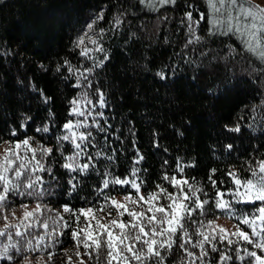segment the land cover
<instances>
[{"label":"trees","instance_id":"obj_1","mask_svg":"<svg viewBox=\"0 0 264 264\" xmlns=\"http://www.w3.org/2000/svg\"><path fill=\"white\" fill-rule=\"evenodd\" d=\"M189 10L193 19H198L199 13L205 15L196 28V35L201 37L199 42H189L192 37L187 22L182 23L184 13ZM98 14L103 19L94 28L97 33L105 29L98 37L105 52L93 51L92 57L103 60L107 56V60L90 75L93 83L87 91L95 103L98 86L108 104L103 111L111 125L109 143L116 149L115 161L109 167L121 178L133 166L139 167L141 177L147 182L141 192L147 196L149 191L156 190V184L174 191L162 176L167 173L180 178L179 173L173 172L179 158L194 165L185 169L184 176L203 190L199 193L201 200L214 198L216 189L208 179L211 169H216L212 174L216 187L225 191V199L230 200L228 189H234L235 185L227 172L250 177L245 171L249 163L255 167L257 160L264 159V62L242 50L236 40L208 34L213 17L207 0H177L174 6L158 4L156 8L141 5L139 0H0V146L29 138L33 148H52L47 166L56 177L53 180L47 173L41 174L53 186L52 195H46L43 200L10 197L5 214L15 209V217L10 215L9 219L18 223L24 211L21 204L35 201L47 205L51 214L60 212L69 220L74 218L63 213L64 205L78 210L98 200L94 188L100 187L99 178L92 174L78 177L80 186L73 192L67 182L70 174L60 167L64 161L56 151V137L62 134V124L75 119L68 115V101L86 91L85 81L80 80L81 86H75L79 73L93 63L79 54L76 41L88 31L87 24ZM117 15L122 23L112 29L110 25ZM88 47L93 46L88 44ZM65 61L74 72L68 71ZM24 117L31 119L24 121ZM23 122L27 123L26 129L20 127ZM44 127L49 131H36ZM237 127L240 130L234 131ZM12 130L17 132L16 136L11 135ZM63 143L65 155L70 154L71 146ZM97 143H103L102 135L97 134ZM95 150L89 146L93 155ZM140 155L143 160L134 165ZM96 159L98 167L107 164L101 158ZM165 160L167 166H163ZM85 161L81 157V162ZM105 191L114 198L124 194L137 196L134 190L120 186L110 185ZM184 191L189 189L185 187ZM161 203H166L163 197ZM261 206L264 202L233 203L237 216L251 214ZM113 210L109 205L97 215L105 216ZM215 217H229L236 226L251 232L230 214L216 209L209 213L208 205L203 217L196 213L193 219L207 223ZM123 219L129 218L125 215ZM4 224L0 216V227ZM194 227L190 226V232ZM36 231L40 233L43 229ZM62 231L59 244L45 251L27 253L28 258L47 261L48 253L52 252L51 264H67L65 253L71 257L76 244L71 229ZM196 239L193 235V242ZM179 242L178 233L172 251L162 253L166 256L165 264H178L184 258ZM218 247V252L209 251L203 264H218L220 252H229L235 245L227 246L225 242ZM241 247L260 254L251 245L242 243ZM190 250L199 255L198 249ZM79 251L89 264H104L103 255L97 261L95 257L90 259L82 246ZM12 254V262L0 260V264H25ZM36 260L32 264H37ZM228 264L241 262L233 256ZM243 264H248L247 257Z\"/></svg>","mask_w":264,"mask_h":264},{"label":"snow or ice","instance_id":"obj_2","mask_svg":"<svg viewBox=\"0 0 264 264\" xmlns=\"http://www.w3.org/2000/svg\"><path fill=\"white\" fill-rule=\"evenodd\" d=\"M176 2L177 0H139L141 5L151 8H156L158 4L174 6ZM207 4L213 17L208 34L234 39L241 45L242 50L264 62V6L252 4L251 0H207ZM198 16V19H193L191 10L184 13L182 23L187 22V29L192 37L190 43L199 42L201 39L196 35V28L204 21L205 15L199 13ZM102 19L103 15L98 14L87 24L88 31L77 38L76 47L80 48L79 54L92 60L93 63L91 67L80 71L75 85L80 87V80L85 81L83 86L86 91L68 101L70 106L68 115L75 119L70 118L63 123L62 134L56 137V151L64 161L60 167L70 174L67 182L72 191L75 192L80 186L81 181L78 177L95 175L100 180V187L94 188L98 200L92 206L78 210L64 205L63 213H69L70 217L74 218L69 220H66L60 212L51 214L47 205L41 208V205L37 204L36 208L28 211V205L21 204L24 209L23 217L18 223L12 222L9 216L15 217V209H10L9 213L5 214L6 208L10 205V197L13 200L17 197L43 200L46 195H52L53 186L47 184L41 174L47 173L53 180L56 179L52 168L47 166V158L53 152L52 148L43 146L33 148L29 138L16 141L14 145L6 148L3 154H0V216L5 220L3 227H0V238L6 240V242L0 240V260L12 262L14 252L15 256L22 259L25 264H32L27 253L41 252L54 247L59 244L60 237L64 235L62 229H71V237L76 244L75 256L81 257L79 249L82 246L90 259L95 257L99 261L103 255L104 264H165L166 256L162 253L172 251L177 243L178 233L180 241L178 248L184 256L178 264H196V261L203 264L209 251L218 252V246L224 245L225 242L227 246L235 245V247L230 248L229 252H220L218 264H228L233 256L241 264L246 257L248 264H264V206L257 208L251 214L241 213L238 216V210L233 209V203H240L242 199L247 202H264V159L257 160L255 167L251 162L249 163L245 171L251 174L250 177L242 178L231 170L227 172V176L235 185L234 189H228L231 195L230 200L225 199V191L217 188L216 180L212 179L216 169L210 170L208 178L212 187L216 189L214 198L201 200L199 193L203 190L189 183L184 176L185 169L194 165L185 164L179 158L176 160L173 172L179 173L180 178L176 175L169 176L167 173L162 176L163 181L168 182L174 191L169 192L167 188L156 184V190L149 191L147 196L141 192L142 186L147 182L141 177L139 167L133 166L124 178L114 174L109 167L115 161L116 149L109 143L111 125L108 123L109 117L103 111L108 104L104 92L98 86L94 93L95 103L89 98L87 91L93 83L89 79L90 75L97 68H102L107 60V56L103 60H95L92 57L93 51L105 52L104 46L98 39L105 29H100L97 33L94 28ZM113 20L114 22L110 25L112 29L118 28L122 23L119 15ZM88 44L93 47H88ZM64 63L68 65L69 72H74L68 61ZM162 78L166 77L162 76ZM97 108L101 111H96ZM23 119L30 121L31 118ZM101 121L104 123L101 124ZM20 127L26 129L27 123H21ZM239 130V127L234 129V131ZM36 131L48 132L49 128H37ZM97 134L102 135V144L98 145ZM11 135L16 136L17 132L12 130ZM63 142H68L71 146V152L68 155H65ZM105 145L108 147H104ZM89 146L96 149L94 155L89 151ZM226 147L231 149L232 145ZM81 157H85L86 161L82 163ZM96 158L107 161V164L98 167L99 161ZM142 160L143 156L140 155L133 163L138 165ZM167 165L168 161L165 160L163 166ZM110 185L130 188L136 192L137 196L133 199L129 194L124 196L123 202L118 201L105 191ZM185 187L189 191H184ZM203 194L207 196L206 192ZM161 197L166 203H161ZM109 205L116 210L117 215L109 219L108 223H102L104 217L97 216V213L104 212ZM130 205L136 207H130ZM206 205L209 206V213L216 209L236 217L243 225L251 229V235L242 230L239 225L234 232H228L216 225L214 221L205 223L203 219L199 222L193 219L196 213H199L201 217L205 215ZM106 215L112 217V211H108ZM125 215L129 218L127 221L123 219ZM190 226H195L191 232ZM36 229H43V231L37 233ZM193 235L197 237L195 242H193ZM242 243L260 250V254L255 250L249 251L247 247L242 248ZM189 246L191 249H198L199 255L190 250ZM52 255L53 253L49 252L48 260H37V264H51ZM67 264H71V257H68ZM79 264H84V261L80 259Z\"/></svg>","mask_w":264,"mask_h":264},{"label":"rangeland","instance_id":"obj_3","mask_svg":"<svg viewBox=\"0 0 264 264\" xmlns=\"http://www.w3.org/2000/svg\"><path fill=\"white\" fill-rule=\"evenodd\" d=\"M251 3L252 4H255V5H258V6H264V0H251ZM247 7V5H245ZM11 144L10 143H6V144H3L2 146H0V154H3L4 150L6 148H8ZM243 189H241L242 191ZM126 195H129V194H124V195H118L115 197V199H117L118 201H121L123 202L124 200V196ZM133 197V199L136 198V196L134 195H131ZM243 200V199H242ZM37 204H40L41 205V208H43L45 205L41 202H35L34 203H28V208L27 210L28 211H31L33 210L34 208H36ZM130 207H136L135 205H130ZM24 212V211H23ZM23 212H22V215H23ZM56 213V212H55ZM117 215L116 213V210L114 209L113 210V213H112V217L111 218H115ZM99 217H104L102 219V221L106 222V221H109V217H107V215L103 216V215H97ZM110 218V219H111ZM228 219H230L229 217H227V219L225 218H221V217H215V219H212L211 221H214L216 225L226 229L228 232H234L236 230V225L234 223H232L231 221H229ZM251 230V229H250ZM249 234L251 235V232H249ZM71 252V251H70ZM76 252V248L72 251L71 253V264H79V261L80 259H82L84 261V264H89L88 263V260L87 259H84L83 257H80V258H77L74 253ZM81 253V252H80ZM73 254V255H72ZM65 257L68 259V254L65 253ZM30 259V258H29ZM32 262L33 260H36V259H30ZM37 260H40V259H37ZM36 260V261H37ZM44 259H41V261H43Z\"/></svg>","mask_w":264,"mask_h":264}]
</instances>
